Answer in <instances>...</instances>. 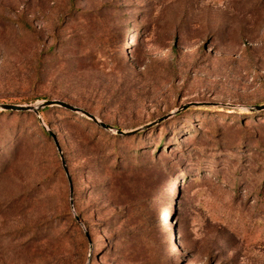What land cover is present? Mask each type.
Returning a JSON list of instances; mask_svg holds the SVG:
<instances>
[{
	"label": "rangeland",
	"instance_id": "obj_1",
	"mask_svg": "<svg viewBox=\"0 0 264 264\" xmlns=\"http://www.w3.org/2000/svg\"><path fill=\"white\" fill-rule=\"evenodd\" d=\"M46 100L113 130L0 110V264H264V0H0V104Z\"/></svg>",
	"mask_w": 264,
	"mask_h": 264
},
{
	"label": "water",
	"instance_id": "obj_2",
	"mask_svg": "<svg viewBox=\"0 0 264 264\" xmlns=\"http://www.w3.org/2000/svg\"><path fill=\"white\" fill-rule=\"evenodd\" d=\"M48 107H58V108H62L65 109L67 111L73 112L75 114H81L83 116H85L87 119L91 120L93 123H95L97 126H99L100 128L107 130V131H112L113 127L104 124L103 122L99 121L98 119H96L95 116H93L92 114L78 108L75 107L71 104H68L64 101H60V100H46L43 101L41 104L36 105V106H22V105H11V104H0V110L2 111H11V112H33L38 120L40 122H42L39 114H40V110L44 109V108H48ZM259 110H264V105L262 106H257L256 107ZM136 132V131H134ZM132 133V131L130 132H123L120 130H116V134H130ZM57 150L60 153V149L58 147V145L56 144ZM65 172L66 168L64 167Z\"/></svg>",
	"mask_w": 264,
	"mask_h": 264
},
{
	"label": "trees",
	"instance_id": "obj_3",
	"mask_svg": "<svg viewBox=\"0 0 264 264\" xmlns=\"http://www.w3.org/2000/svg\"><path fill=\"white\" fill-rule=\"evenodd\" d=\"M44 110H46V109H44Z\"/></svg>",
	"mask_w": 264,
	"mask_h": 264
}]
</instances>
